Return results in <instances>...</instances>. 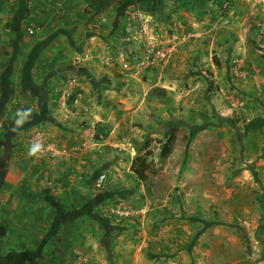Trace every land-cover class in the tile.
I'll use <instances>...</instances> for the list:
<instances>
[{
    "label": "crops",
    "instance_id": "0c3cea01",
    "mask_svg": "<svg viewBox=\"0 0 264 264\" xmlns=\"http://www.w3.org/2000/svg\"><path fill=\"white\" fill-rule=\"evenodd\" d=\"M219 16L217 0H0V264H264V0ZM152 29L180 44L137 68ZM184 121L219 137L202 171L225 211L202 231L188 200L154 206L132 171L145 140ZM36 133L56 153L29 155Z\"/></svg>",
    "mask_w": 264,
    "mask_h": 264
},
{
    "label": "rangeland",
    "instance_id": "374dc122",
    "mask_svg": "<svg viewBox=\"0 0 264 264\" xmlns=\"http://www.w3.org/2000/svg\"><path fill=\"white\" fill-rule=\"evenodd\" d=\"M202 98H200L201 102ZM245 122V121H244ZM182 122L172 124L167 138L172 131H176L177 139L172 154L163 158L161 156L163 143L166 140H145L137 149L136 155H145L149 163L147 179L144 182L146 197L152 201L154 206L166 205L169 203L191 205L193 216L198 223V230H204L207 225L213 222H221L225 211L222 182L207 178L202 171L205 160V147L209 141H218L216 133L203 132L206 130L207 122L199 123L198 127L191 130ZM240 135V131L237 132ZM191 139L197 141L194 147H190ZM162 141V142H160ZM196 151L193 156V166L199 174V179L189 181L187 178V167L190 166L189 154ZM206 169V167H205ZM184 200V201H183ZM184 212L180 207L178 213Z\"/></svg>",
    "mask_w": 264,
    "mask_h": 264
},
{
    "label": "built area",
    "instance_id": "2783aa9c",
    "mask_svg": "<svg viewBox=\"0 0 264 264\" xmlns=\"http://www.w3.org/2000/svg\"><path fill=\"white\" fill-rule=\"evenodd\" d=\"M57 1V0H55ZM220 8V16L218 18L217 24L220 27H223L229 23V13L231 9V0H217ZM128 18L133 22V26L135 27V31L137 34H145L147 30H150L149 22L147 21L146 15L141 9L130 10L128 13ZM152 36L148 37L147 41V52L146 54L139 58L136 66L137 68L147 69L153 66L160 65L167 61L174 51L177 49L179 43V38L174 37L170 44L163 45L159 39L154 36V30H151ZM127 41H131V38H128ZM133 53L126 50L121 49L118 53V58L121 61V65L125 70H131V60L130 57ZM107 60V59H106ZM73 81V80H71ZM73 96V93L70 91H64L63 97L65 99H70ZM34 145H38V151L42 154L56 153V151L46 142L45 137L36 133L33 139ZM107 181V174L102 173L99 175L97 179V183L100 186H103ZM111 213L115 215L122 216H130L134 214L132 209L127 208L123 205L114 206L111 209ZM73 264H85V259L80 255H76V259Z\"/></svg>",
    "mask_w": 264,
    "mask_h": 264
},
{
    "label": "trees",
    "instance_id": "16d2710c",
    "mask_svg": "<svg viewBox=\"0 0 264 264\" xmlns=\"http://www.w3.org/2000/svg\"><path fill=\"white\" fill-rule=\"evenodd\" d=\"M176 139H177L176 131H172L169 137L163 143V149L161 153V156L163 158H167L172 154ZM148 169H149V163L147 162V157L145 155H138L137 157L134 158L132 164V171L139 177L141 181H145L147 179L146 172Z\"/></svg>",
    "mask_w": 264,
    "mask_h": 264
},
{
    "label": "clouds",
    "instance_id": "9594fccd",
    "mask_svg": "<svg viewBox=\"0 0 264 264\" xmlns=\"http://www.w3.org/2000/svg\"><path fill=\"white\" fill-rule=\"evenodd\" d=\"M17 123H20V121H17ZM39 146L38 145H34L29 152V155H34L36 154V152L38 151Z\"/></svg>",
    "mask_w": 264,
    "mask_h": 264
}]
</instances>
